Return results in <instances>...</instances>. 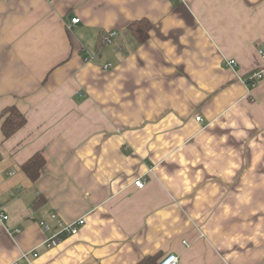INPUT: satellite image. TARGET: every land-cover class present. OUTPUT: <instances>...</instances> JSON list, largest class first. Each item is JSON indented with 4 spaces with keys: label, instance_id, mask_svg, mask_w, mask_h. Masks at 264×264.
I'll return each instance as SVG.
<instances>
[{
    "label": "crops",
    "instance_id": "obj_1",
    "mask_svg": "<svg viewBox=\"0 0 264 264\" xmlns=\"http://www.w3.org/2000/svg\"><path fill=\"white\" fill-rule=\"evenodd\" d=\"M260 49L264 0H0V264H264Z\"/></svg>",
    "mask_w": 264,
    "mask_h": 264
},
{
    "label": "trees",
    "instance_id": "obj_2",
    "mask_svg": "<svg viewBox=\"0 0 264 264\" xmlns=\"http://www.w3.org/2000/svg\"><path fill=\"white\" fill-rule=\"evenodd\" d=\"M133 33L141 41H145L149 37V29L151 23L147 20H141L133 23L131 26ZM3 119L1 120V128L5 137L15 133L26 121L25 115L16 105H11L5 108L2 112ZM45 158L41 153L35 154L33 157L23 163L22 169L28 177L36 179L40 174L41 167L44 164ZM136 264H159L154 257H147Z\"/></svg>",
    "mask_w": 264,
    "mask_h": 264
},
{
    "label": "built area",
    "instance_id": "obj_3",
    "mask_svg": "<svg viewBox=\"0 0 264 264\" xmlns=\"http://www.w3.org/2000/svg\"><path fill=\"white\" fill-rule=\"evenodd\" d=\"M80 21V17L74 16L71 19V25L72 24H76ZM116 32H110L107 33L106 35H104L103 39L105 42L110 41L111 37L113 35H115ZM259 52L264 56V49H260ZM230 64L234 65L235 64V59H231L230 60ZM110 64H106V67L109 66ZM264 73V69L262 70H258L253 72L250 75V79L251 81H253L255 83V81L259 78H261L263 76ZM197 119H201L200 115L196 116ZM146 182V178L145 177H137L134 180V184L137 185L138 187H143L145 185ZM0 216L3 219H7L8 215L2 211H0ZM54 218H57V224H58V228L59 231L53 233L48 239H46V244L47 245H52L56 242H58L60 240V233H68V234H77L79 232V229L81 228V225H83L85 223V219H83L82 217L79 219H76L75 221L72 222H67L62 220L60 217H58L57 214H53ZM41 225L45 228L46 231H51V226L49 223H47L46 221H41ZM34 256H37L38 253L37 252H33ZM23 257H25L26 259L28 258V252H24L23 253ZM179 260V257L176 253H172V254H167L165 255L161 261L159 262V264H177Z\"/></svg>",
    "mask_w": 264,
    "mask_h": 264
}]
</instances>
